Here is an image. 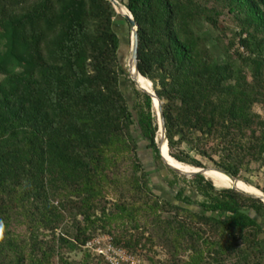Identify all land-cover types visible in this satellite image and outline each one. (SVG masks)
<instances>
[{
  "label": "trees",
  "instance_id": "16d2710c",
  "mask_svg": "<svg viewBox=\"0 0 264 264\" xmlns=\"http://www.w3.org/2000/svg\"><path fill=\"white\" fill-rule=\"evenodd\" d=\"M121 2L138 24L141 76L163 100L169 154L205 167L194 151L236 178L264 166V0ZM223 9L239 30L213 49L202 28H218ZM119 12L110 0H0V264H109L66 257L99 230L132 255L163 246L152 264H263L261 199L171 168L203 200L175 178V201L152 189L135 133L159 165L160 126L153 97L136 89L132 105L123 89Z\"/></svg>",
  "mask_w": 264,
  "mask_h": 264
},
{
  "label": "rangeland",
  "instance_id": "374dc122",
  "mask_svg": "<svg viewBox=\"0 0 264 264\" xmlns=\"http://www.w3.org/2000/svg\"><path fill=\"white\" fill-rule=\"evenodd\" d=\"M209 5H216V4L213 1H211ZM119 10L121 11V13H127V14L129 13L125 9L124 5H121ZM223 10H224L223 15L219 17L218 28L211 27L208 24H205L204 27L202 28V32L206 33V35L209 37L210 46L213 49H217V39H216L217 36L219 35L224 36L225 41H228V40L230 41L234 37V32L239 30L232 15L228 13L227 9H223ZM120 19H123L122 15L116 18L117 22L115 24V29L121 38L120 60H121L122 65L127 69L129 73V78L126 79L125 77H123L122 86H123L125 93L130 99V103L133 105L134 100H135V91L136 89L140 90V87L136 84V82L131 77L133 70L135 71V66L130 65V59H131V53H132L131 51L132 50L131 49L132 29L126 21L120 22L119 21ZM137 77L141 81L142 84L147 85L148 87L151 88V91H153L152 88L154 86L151 80L143 76L139 77L137 75ZM154 110H155V114L157 115V121L159 122V101L156 98H154ZM254 110L258 113L264 114V110L262 109L260 105H256L254 107ZM135 135L140 141L139 151L144 160L146 168L149 170L152 189L156 193L161 195L163 198L175 201L176 188H169L168 184L165 182V179H168V178L176 179V176L169 170L170 167L165 162L159 165L156 164L155 160L153 159L152 150L148 149L147 142L140 138L139 132H136ZM162 135L163 134L160 128L158 129V132H157L156 141L158 143V146L161 145L164 149L163 143H161ZM210 145H213V143H211ZM180 149L185 150L186 152H190L189 146L187 144H183L180 147ZM190 155L191 157H194L197 160L201 161L205 165V167H208L210 169V170L208 169V171L205 174L206 178L207 179L210 178L218 189L232 188L237 185V187L235 188L246 189L250 191L251 193L255 195H259L263 198L262 191L264 190V166L260 164V162H252L249 168L243 169L241 171L240 173L241 178H238V180L235 181L224 173L216 174L215 172H218L219 170L216 169L214 162L211 161L209 158L203 157L194 151L190 152ZM213 157L216 160L219 159V155H214ZM178 164L180 165L178 167L189 168L191 170L197 171L196 169L192 168V167H196L192 164L180 163V162H178ZM224 175L229 178H225ZM181 176L187 177L184 175H181ZM182 177H179L176 179L177 187L186 186L188 195H192L196 202L202 201L203 197L198 193H193V189L190 183H188L187 181H184ZM192 177L193 176H188L187 178H192ZM192 208L198 210L197 204H194ZM261 221L264 222V219H261ZM97 238L104 240L103 239L104 234H102L101 230H99L98 234L95 235L91 240L97 239ZM262 239L264 242V235L262 236ZM86 245H84L83 248H81V250H76L73 252L66 253V257H68L70 261H82L84 259L86 251L93 253V251L87 248ZM143 252L144 254L142 255V257L134 255L136 259L140 261L139 264H152L149 259V256H153L154 259L156 260H159V259L164 260L167 258V253H166L165 248L158 244H155L151 251L145 250ZM146 253H149V254H146ZM185 257H187V255H185ZM261 263L264 264V257L261 260Z\"/></svg>",
  "mask_w": 264,
  "mask_h": 264
},
{
  "label": "water",
  "instance_id": "95a60500",
  "mask_svg": "<svg viewBox=\"0 0 264 264\" xmlns=\"http://www.w3.org/2000/svg\"><path fill=\"white\" fill-rule=\"evenodd\" d=\"M113 5L116 7V9L118 10V12L120 11V7L121 5H124L121 0H110ZM125 6V5H124ZM126 7V6H125ZM127 8V7H126ZM128 9V8H127ZM129 11V14L125 13V14H120L128 20L130 26H131V29H132V43H131V59H130V65H134L135 66V69L137 71L138 74L142 75L140 73V70H139V67H138V54H139V33H138V24L133 16V14L131 13V11L128 9ZM131 74V73H130ZM131 77L133 78V80L135 81L134 77L132 76L131 74ZM136 82V81H135ZM153 84V82H152ZM141 90L149 93L152 97H153V102H154V98H156L158 101H159V126L162 130V141L161 143H163V141H166L167 142V146L169 147V144H168V136H167V127H166V120H165V114H164V109H163V100L159 98V96L157 95L155 89L153 91H149L148 89L144 88V87H140ZM159 150H160V154H161V157L163 159V161L171 168L173 169L175 172L179 173L180 175H184V176H195V175H198V174H202L204 176H206V172L208 171V167H199V170L197 171H193V172H189V173H184L182 172L180 169L174 167L173 165L169 164L163 154V151H162V147L161 145L159 146ZM217 169V168H216ZM219 171H221L222 173L228 175L229 177H231L233 180L237 181L238 178L234 177L233 175L227 173L226 171L224 170H221V169H217ZM214 183V182H213ZM215 185V184H214ZM216 186V185H215ZM233 189H237L247 195H250V196H253V197H256V198H259L261 199L263 202H264V199L261 197V196H258V195H255L253 193H249V192H246L242 189H239V188H235V187H232Z\"/></svg>",
  "mask_w": 264,
  "mask_h": 264
},
{
  "label": "built area",
  "instance_id": "2783aa9c",
  "mask_svg": "<svg viewBox=\"0 0 264 264\" xmlns=\"http://www.w3.org/2000/svg\"><path fill=\"white\" fill-rule=\"evenodd\" d=\"M104 240L100 238L90 240L86 247L93 251V254L104 257L109 264H139L140 261L130 254L126 249L117 246L111 235L103 233Z\"/></svg>",
  "mask_w": 264,
  "mask_h": 264
},
{
  "label": "bare ground",
  "instance_id": "6f19581e",
  "mask_svg": "<svg viewBox=\"0 0 264 264\" xmlns=\"http://www.w3.org/2000/svg\"><path fill=\"white\" fill-rule=\"evenodd\" d=\"M135 73H136L139 77H142L140 74L137 73L136 69H135ZM161 132H162V130H161ZM160 134H161V133H160ZM163 146H164V151H165V153H166V156H167L168 160H169L173 165L180 166V165L178 164L177 160L174 159V158L169 154V148H168V146H167V142H166V141H163ZM192 168H194V169H196V170H199L198 167H192ZM211 176H213V175H211ZM234 187H237V185L234 186ZM258 196H259V195H258Z\"/></svg>",
  "mask_w": 264,
  "mask_h": 264
}]
</instances>
